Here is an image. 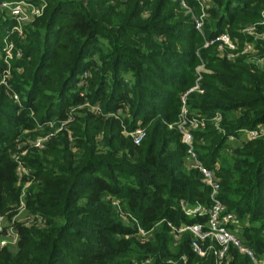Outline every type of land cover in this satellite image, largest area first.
<instances>
[{"label":"trees","instance_id":"16d2710c","mask_svg":"<svg viewBox=\"0 0 264 264\" xmlns=\"http://www.w3.org/2000/svg\"><path fill=\"white\" fill-rule=\"evenodd\" d=\"M44 1L23 39L8 36L20 56L0 83V214L18 236L0 247V264H216L213 252L191 249L190 231L175 241L167 224L206 223L208 214L185 213L181 200L214 203L187 166L182 121L196 159L218 165L216 199L236 215L228 227L264 257V134L228 140L264 128V71L240 53L252 41L240 29L260 20L264 0H212L203 17L198 0ZM10 25L0 9V77ZM221 33L238 41L232 59L220 54ZM138 125L146 136L134 144L123 131ZM50 132L42 148L31 145ZM16 155L28 173H18ZM21 202L32 224L16 217ZM137 226L152 229L144 243ZM220 264L253 263L230 245Z\"/></svg>","mask_w":264,"mask_h":264},{"label":"built area","instance_id":"2783aa9c","mask_svg":"<svg viewBox=\"0 0 264 264\" xmlns=\"http://www.w3.org/2000/svg\"><path fill=\"white\" fill-rule=\"evenodd\" d=\"M212 0H198L200 8L202 10V16H205V9L209 6ZM44 0H4L0 3V7L2 10H5L10 14L12 19H14L15 24L11 27L9 33L16 34L18 38H24V26L30 23L35 16L41 15L45 6ZM196 28L201 27V20L195 19ZM240 32L246 36L252 38V41H245L243 43L242 49L240 51L241 54L246 55L247 61L250 62L255 68H258L264 71V49L260 50L257 47L256 43L261 44L264 43V10L261 11L260 20L257 22L249 23L243 26L240 29ZM6 42H4V46L2 48L4 60L11 59L13 55L20 56V51L15 49L14 43L7 36L5 37ZM215 40H219L222 44L219 46L220 54L225 55L228 59H232L238 53H234L233 50L237 47V39H231L227 33H221L218 35ZM206 42L208 43L213 42ZM224 46L230 51L224 52ZM13 59V58H12ZM6 62V61H5ZM7 63V62H6ZM10 70L9 67H5L4 73L1 77L0 83L7 85V81L10 78ZM88 76V72H83L80 80V84H85V78ZM197 87V86H196ZM12 97L17 99L16 94H13ZM87 107V109L91 112H99L100 109L98 104H88L83 103L79 105L77 108ZM76 108V107H75ZM75 108H72L73 111ZM219 114L214 116V121L216 124L220 121ZM70 121V118L62 121L56 132L61 130L62 127L66 126V124ZM52 122V121H51ZM49 122L51 126L52 123ZM184 121L180 123V127L183 132L182 140L188 145L187 149V166L191 168H196L200 171L203 178L202 180L211 188L210 197L214 201L211 208L207 209L201 204H197L194 207H189L186 202L183 200L180 201V205L182 209L187 214H208V219L205 224L202 223H193L191 225H180L179 227L173 226L171 223H167L171 229L174 240L177 241L181 232L188 230L192 233L193 239L191 241L190 247L198 256H206L208 253L213 252V255L216 260V264H220L222 260L227 257L228 248L230 245L237 248L240 253L246 254L250 257L253 264H264V257H258L254 254V252L248 248L243 240L240 238L237 228L233 229L229 228L228 225H231L236 222V215L233 212L226 211L225 206L216 199L219 182L215 175V171L218 168V165L215 164L212 169L204 167L195 156V153L192 149V137L188 129H184ZM200 125H203L200 122ZM198 126L197 121L190 122V128H196ZM126 136H129L134 144H139L146 136V131L143 126H136L131 131H123ZM53 133H47L44 136H39L31 141V145L42 148L44 143L49 139V137ZM264 134V128H254V129H243L241 130V136L236 138L235 136L230 135L228 140L230 142H234L236 140L242 141L245 139H254ZM25 151H22L21 154H24ZM18 161L17 171L20 175L28 173V170L24 167L23 161L18 159L17 155L15 156ZM113 204H116L114 200H112ZM24 210L23 202L20 203L18 213L16 217L22 214ZM124 219L127 217V213H122ZM20 221L25 224H32L33 219L29 216H24ZM6 222L4 217L0 214V247L13 245L15 246L17 241V234L14 232L11 226H7L5 228ZM205 226V228H204ZM152 229L145 230L140 226H137L136 236L140 243L146 242L151 237ZM211 241H215L218 244V247L215 248L213 244L204 245V242L207 239ZM185 259V257H183ZM152 259L150 257L144 258L142 260H133L132 264H151Z\"/></svg>","mask_w":264,"mask_h":264},{"label":"rangeland","instance_id":"374dc122","mask_svg":"<svg viewBox=\"0 0 264 264\" xmlns=\"http://www.w3.org/2000/svg\"><path fill=\"white\" fill-rule=\"evenodd\" d=\"M3 1H4V0H1L0 3L3 2ZM44 8H45V6H44ZM0 9H1V7H0ZM1 10H2V9H1ZM2 11H4V12H5V15L8 16V18L11 20V25H10V27L8 28V29H9V30H8V33L5 34V35L8 34L7 36H10L9 31H10L11 27L15 24V21H14V19H12V17L10 16V14H9L8 12H6L5 10H2ZM10 39H11V41H12V38H11V37H10ZM4 42H6L5 37L3 38V46H4ZM17 57H19V56H17V55H13L12 58L14 59V58H17ZM1 58H2L3 63L5 64V66L9 67V70H10V69H11V60H12V58L9 59V61H7V59L4 60V57H3V51H2V54H1ZM5 61H6L7 63H6ZM3 73H4V70H3L2 73H1V77H2ZM1 77H0V79H1ZM16 96H17V95H16ZM13 100L16 101V102H18V101H19V97L17 96V99H14V98H13ZM24 216H25V211L23 210V211H22V214L19 215L17 218H18L19 220H21ZM10 247H13V245H10Z\"/></svg>","mask_w":264,"mask_h":264},{"label":"water","instance_id":"95a60500","mask_svg":"<svg viewBox=\"0 0 264 264\" xmlns=\"http://www.w3.org/2000/svg\"><path fill=\"white\" fill-rule=\"evenodd\" d=\"M195 88H196V86H195Z\"/></svg>","mask_w":264,"mask_h":264}]
</instances>
